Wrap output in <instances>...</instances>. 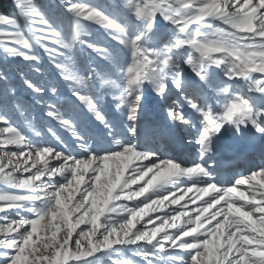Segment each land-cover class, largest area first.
<instances>
[{
    "label": "snow or ice",
    "instance_id": "6c2138e0",
    "mask_svg": "<svg viewBox=\"0 0 264 264\" xmlns=\"http://www.w3.org/2000/svg\"><path fill=\"white\" fill-rule=\"evenodd\" d=\"M13 7L18 17L0 13V51L42 78L52 65L43 84L18 78L55 143L0 70V264H264V165L221 179L213 159L236 152L225 132H252L264 149V0ZM148 88L165 113L153 135L183 130L191 159L143 142Z\"/></svg>",
    "mask_w": 264,
    "mask_h": 264
},
{
    "label": "rangeland",
    "instance_id": "374dc122",
    "mask_svg": "<svg viewBox=\"0 0 264 264\" xmlns=\"http://www.w3.org/2000/svg\"><path fill=\"white\" fill-rule=\"evenodd\" d=\"M14 3V0H12ZM42 3H39L38 5L41 6L42 10L48 9L49 6L54 2V0H42ZM91 2L93 3H97L99 5H101L106 11L112 12L114 8H116L119 3L120 0H91ZM17 13H9L7 15L10 16H17L18 17V11L16 10ZM7 26L4 25H0V28H5ZM92 31L94 33V38L97 39H103L102 36V29H97L95 26H93ZM46 59V58H45ZM0 70L2 71H6L7 73H9L10 78L12 77V83L15 84L16 88H17V96L20 99V101L28 106L31 109V115L34 118V123L35 126L37 127L38 130L42 131L45 133L44 139L49 142V143H55V141L47 134V127L48 126H55V122L54 121H50L48 118L44 117L43 113L40 111V108L38 105H35L32 94L30 93L29 90H27L21 83V81L18 78V75L22 72L24 75H26L28 78L32 79L34 82L38 83V84H43L44 83V79H46L53 71L54 69L52 68L51 64L46 63L45 64V75L42 78L39 74L32 72L28 66L26 64H24L22 61L20 60H13L10 58H5L3 56L2 51H0ZM59 87L61 88V92L62 94L65 95H70L67 92V87L64 86L63 84L59 85ZM3 88V84H0V90H2ZM50 95V93H49ZM143 106H144V102H143ZM113 119H115V117H112ZM14 122L18 125H20L21 127H24L23 124V119L19 116L18 113H14ZM89 130H90V134H96L97 137H101L103 134V129L102 126L95 123L94 121H90L89 122ZM25 134L30 136L32 139L34 140H38L39 138H36L32 135V133L30 131H28L27 128H24ZM57 131L58 133L65 139V140H70L71 137L64 132L63 129H59L57 127ZM144 143L146 142V140L143 141ZM146 144V143H145ZM148 145V144H147ZM3 186H0V188H2ZM8 191H14L13 189H5ZM158 212H152L150 213V215H152L153 217H155L156 215H158ZM147 217L144 218L143 221H140L139 223H137V227H141L145 221H147ZM147 227H152L151 224L147 225ZM129 258L131 259H135V257H132L131 254H127ZM68 264H73L72 261H69ZM101 264H107L106 261L102 260Z\"/></svg>",
    "mask_w": 264,
    "mask_h": 264
},
{
    "label": "bare ground",
    "instance_id": "6f19581e",
    "mask_svg": "<svg viewBox=\"0 0 264 264\" xmlns=\"http://www.w3.org/2000/svg\"><path fill=\"white\" fill-rule=\"evenodd\" d=\"M242 82V81H241ZM241 85L243 86V89H242V91H243V93L245 94V95H247V93H246V88H247V86L246 85H244L243 84V82L241 83ZM144 101H145V106L142 108V109H144L145 111H146V115H145V125L148 127V136H152L150 133H149V131H150V128L152 127V125L153 124H156V123H153L152 122V119H151V117H152V115H151V111L150 110H148L147 109V103L148 102H152L153 104H154V109L156 110H159L160 109V104H163L161 101H160V99L151 91V89L150 88H148L146 91H145V96H144ZM158 125L160 124V123H157ZM160 126H161V124H160ZM163 126V125H162ZM222 131H224V130H222ZM225 133H227V132H225ZM230 133H228V135H229ZM141 138H143V137H141ZM155 142H153V145L152 146H154V149L156 150V151H158L159 153H161L162 155H164V156H167V157H173V155H169L168 154V152L166 151L167 149H169V144H168V141H167V138L166 139H164V142H165V144L163 145V147H165L163 150H161V149H158V146L160 145V140L158 139V141L157 140H154ZM184 141H185V146H190V145H188L187 144V142H186V140L184 139ZM163 142V141H162ZM185 148V147H184ZM190 150H191V152L192 153H194V149L190 146ZM218 153H220V152H218ZM182 156V155H181ZM181 156L180 157H178V158H181ZM176 158V157H175ZM177 159V158H176ZM213 159H214V161H215V164H216V166H217V169H218V171H220V168L218 167V162H219V159H217V155H215L214 157H213ZM256 164H258L257 166H261V165H264V162H262V161H259L258 163H256ZM235 172H234V174H243V175H246V172H244L243 171V168H241V169H238L237 171L236 170H234ZM230 177V176H229ZM220 178L221 179H226V178H228V177H223V176H220ZM245 187H246V185H244V186H241V190H246L245 189ZM189 195H191V194H189ZM183 203V202H182ZM190 207H191V205H190Z\"/></svg>",
    "mask_w": 264,
    "mask_h": 264
},
{
    "label": "trees",
    "instance_id": "16d2710c",
    "mask_svg": "<svg viewBox=\"0 0 264 264\" xmlns=\"http://www.w3.org/2000/svg\"><path fill=\"white\" fill-rule=\"evenodd\" d=\"M37 4L42 3V0H35ZM17 13L13 7L12 0H0V13L9 14V13Z\"/></svg>",
    "mask_w": 264,
    "mask_h": 264
}]
</instances>
